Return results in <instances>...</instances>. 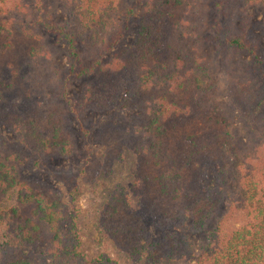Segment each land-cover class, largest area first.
<instances>
[{"label":"trees","instance_id":"obj_1","mask_svg":"<svg viewBox=\"0 0 264 264\" xmlns=\"http://www.w3.org/2000/svg\"><path fill=\"white\" fill-rule=\"evenodd\" d=\"M61 1L78 5L80 24L89 29L87 40H82L85 51L94 57L92 64L85 66L75 35L51 17L46 18L43 24L47 30L67 42L69 71L74 78H85L91 72L99 76L122 72L130 64L136 68L135 91L140 95L144 120L134 126L132 136L137 160L135 186L141 206L150 209L165 226L177 220L172 207L178 204L184 203L186 216L197 211L198 218L207 204V197L202 194L203 166L225 151L230 157L231 171L239 179L242 202L251 223L239 231L224 226L213 228L195 256V264H264V141L257 144L258 138H264V129L255 122L257 127L253 132L258 137L250 141L249 147L235 142L231 114L219 100L218 84L201 52L205 39L218 44L221 41L228 48L250 52L261 70L264 53L259 52L257 42L250 40L246 32H228L222 39L223 25L219 18L212 24L214 32L204 34L199 28V0H139L143 3V14L133 48H121L120 52L104 58L124 38V25L117 20L119 0ZM231 1L216 0L218 13L224 16ZM11 12L9 0H0V52L10 47L7 39L14 22ZM35 24L24 29L29 31ZM108 30L110 36L104 38ZM263 81L264 73L260 80L252 75L242 77L233 82L232 91L237 99L253 104L261 94ZM245 82L247 86L242 89ZM96 87L92 82L85 83L80 98L70 106L78 120H82L89 108L105 105L106 99ZM62 114L60 107H53L40 121L15 112L7 113L4 120L31 154L44 159L51 154L68 156L76 149L74 136ZM28 160L29 156L20 151L8 154L0 151V197L8 192L16 193L14 204L0 203V220L12 224L16 238L25 246L48 243V261L42 264H111L110 256H90L84 248L80 208L75 197L69 208L61 190L21 176L20 170ZM101 219L113 239L130 253L145 255L150 263L167 254H185L180 243L165 250L150 240L143 217L132 206L124 189L112 192ZM42 223L48 226L51 238L43 234ZM10 264L41 263L19 256Z\"/></svg>","mask_w":264,"mask_h":264},{"label":"rangeland","instance_id":"obj_2","mask_svg":"<svg viewBox=\"0 0 264 264\" xmlns=\"http://www.w3.org/2000/svg\"><path fill=\"white\" fill-rule=\"evenodd\" d=\"M215 1H198L200 30L204 34L214 32L212 24L219 18L223 25L220 29L222 39L228 32H246L263 54L264 3L232 0L223 16L218 13ZM9 5L14 19L7 39L10 47L0 52V93L3 97L0 102V151L4 154L20 151L29 156L20 170L21 176L61 190L69 208L75 197L80 208L82 241L90 256H110L111 264H195V256L208 241L213 228L224 226L239 231L249 226L251 221L242 202L239 179L231 171L230 157L225 151L203 166L205 188L202 194L207 197V209L204 208L198 218L195 217L197 211L186 216L184 203L178 204L172 207L178 215L177 220L165 226L150 209L141 206L135 186L137 160L133 149L134 134L132 136L134 126L144 120L140 95L135 91L136 68L130 64L122 72L100 76L91 72L85 78H74L69 71L67 42L59 34L47 30L43 22L51 17L69 29L78 39L77 48L83 54V64L90 66L94 57L88 55L82 41L87 40L89 29L80 24L78 5H67L61 0H9ZM117 8V20L124 25V38L104 58L120 52L121 48H133L140 29L142 2L119 0ZM181 11L182 8L178 13ZM33 22L36 24L26 31L24 28ZM108 31L104 38L110 36ZM201 52L208 59L210 75L218 84L219 100L231 114L235 142L249 147L250 141L258 137L253 132L257 127L255 122L264 129V86L254 103L248 105L244 99L235 97L232 84L242 77L250 78V75L260 80L264 68L256 67L257 59L250 52L228 48L221 41L218 44L205 39ZM89 82L97 85L96 91L99 89L100 96L106 99L105 105L89 108L82 120H78L70 106L80 98L85 83ZM241 86L244 89L247 83ZM53 107L61 108L62 119L74 136L76 149L68 156L51 154L43 159L31 154L30 149L20 143L4 117L15 112L40 121ZM259 141L264 138H258L257 144ZM117 189L126 191L132 206L143 217L145 232L153 243L162 245L165 250L180 243L185 254H167L158 262L150 263L145 255H134L113 239L105 230L101 217L105 203ZM15 196V192H8L0 197V203L10 206L15 203ZM203 213L204 217L201 216ZM42 226L45 237L51 238L46 223ZM47 245L46 241L23 245L16 238L12 224L0 220V264H10L19 256L46 263Z\"/></svg>","mask_w":264,"mask_h":264}]
</instances>
